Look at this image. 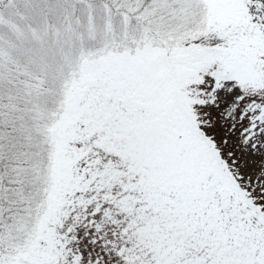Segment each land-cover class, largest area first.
Segmentation results:
<instances>
[{
    "label": "snow or ice",
    "instance_id": "1",
    "mask_svg": "<svg viewBox=\"0 0 264 264\" xmlns=\"http://www.w3.org/2000/svg\"><path fill=\"white\" fill-rule=\"evenodd\" d=\"M0 264H264V0H0Z\"/></svg>",
    "mask_w": 264,
    "mask_h": 264
}]
</instances>
